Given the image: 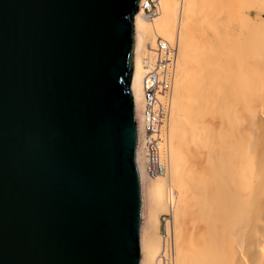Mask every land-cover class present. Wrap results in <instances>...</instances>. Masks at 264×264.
Masks as SVG:
<instances>
[{
  "label": "water",
  "instance_id": "95a60500",
  "mask_svg": "<svg viewBox=\"0 0 264 264\" xmlns=\"http://www.w3.org/2000/svg\"><path fill=\"white\" fill-rule=\"evenodd\" d=\"M140 0H0V264H139Z\"/></svg>",
  "mask_w": 264,
  "mask_h": 264
},
{
  "label": "bare ground",
  "instance_id": "6f19581e",
  "mask_svg": "<svg viewBox=\"0 0 264 264\" xmlns=\"http://www.w3.org/2000/svg\"><path fill=\"white\" fill-rule=\"evenodd\" d=\"M143 1L131 93L142 105V56L167 52V115L160 164L135 150L139 264H264V0H154L150 19Z\"/></svg>",
  "mask_w": 264,
  "mask_h": 264
},
{
  "label": "built area",
  "instance_id": "2783aa9c",
  "mask_svg": "<svg viewBox=\"0 0 264 264\" xmlns=\"http://www.w3.org/2000/svg\"><path fill=\"white\" fill-rule=\"evenodd\" d=\"M142 3L139 1V6ZM155 1L154 0H144L143 7L145 12L148 14H153L155 12ZM160 51L152 50L151 53H145L142 56V65L145 73L142 76V94H143V103L140 106H137L136 101L133 98L134 102V116L137 126V143L136 150L141 147L146 159L149 169L153 163L157 164L158 161V142L161 138V133L165 127V122L163 121L164 117L167 115V104L162 103L160 96L163 95L164 91H167L166 80H162L160 77L159 70L167 69V52L159 53ZM152 69H156L154 78L150 76ZM148 70V71H147ZM165 73V71H164ZM160 77V78H159ZM143 124L144 134L143 141L144 145H139V124ZM139 146V147H138ZM160 164V163H159ZM156 168V167H155ZM157 171V170H156ZM167 215H162V223L160 233L161 236H165L167 231L163 225L166 221Z\"/></svg>",
  "mask_w": 264,
  "mask_h": 264
},
{
  "label": "rangeland",
  "instance_id": "374dc122",
  "mask_svg": "<svg viewBox=\"0 0 264 264\" xmlns=\"http://www.w3.org/2000/svg\"><path fill=\"white\" fill-rule=\"evenodd\" d=\"M145 14L149 17V19L155 15V14H148L147 12H145ZM135 41H136V32L134 30V44H135ZM133 63H134V46H133ZM133 70H134V68H133ZM162 213L163 212H160L159 217ZM176 227H177V224H176Z\"/></svg>",
  "mask_w": 264,
  "mask_h": 264
}]
</instances>
